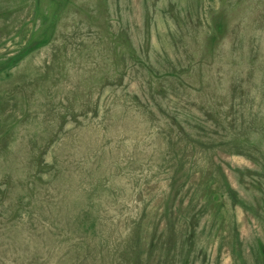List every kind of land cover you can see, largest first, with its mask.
<instances>
[{
    "label": "rangeland",
    "instance_id": "rangeland-1",
    "mask_svg": "<svg viewBox=\"0 0 264 264\" xmlns=\"http://www.w3.org/2000/svg\"><path fill=\"white\" fill-rule=\"evenodd\" d=\"M0 264H264V0H0Z\"/></svg>",
    "mask_w": 264,
    "mask_h": 264
},
{
    "label": "trees",
    "instance_id": "trees-1",
    "mask_svg": "<svg viewBox=\"0 0 264 264\" xmlns=\"http://www.w3.org/2000/svg\"><path fill=\"white\" fill-rule=\"evenodd\" d=\"M48 41V38L44 39L43 41H41V43H46Z\"/></svg>",
    "mask_w": 264,
    "mask_h": 264
}]
</instances>
